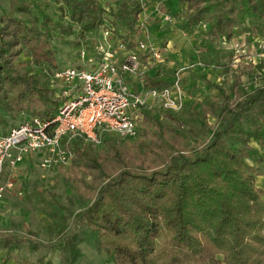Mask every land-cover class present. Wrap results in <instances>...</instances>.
<instances>
[{"label": "trees", "instance_id": "1", "mask_svg": "<svg viewBox=\"0 0 264 264\" xmlns=\"http://www.w3.org/2000/svg\"><path fill=\"white\" fill-rule=\"evenodd\" d=\"M60 1L58 19L34 0H10L1 15L0 110L11 118L51 119L58 112L56 90L32 72L61 70L52 42L61 29L70 32L61 18L81 33L114 29L118 40L137 50L144 11L138 0H125L116 11L100 0ZM179 2L188 29L206 27L210 43L201 63L225 67L226 54L231 63L232 52L218 42L244 34L264 41V0ZM242 75L227 87L210 85L218 94L199 105L186 101L179 113L168 110L158 118L145 109L132 145L115 135L104 138L102 151L75 143L63 176L76 190L78 209L62 207L73 226L58 231L61 264L76 263L84 242L114 264H264L263 167L247 163L256 153L253 143L264 146V80L248 90ZM139 84L162 90L171 83L145 75Z\"/></svg>", "mask_w": 264, "mask_h": 264}, {"label": "built area", "instance_id": "2", "mask_svg": "<svg viewBox=\"0 0 264 264\" xmlns=\"http://www.w3.org/2000/svg\"><path fill=\"white\" fill-rule=\"evenodd\" d=\"M140 53L155 61L161 56L150 39L138 41L134 51L115 37L114 29L105 28L94 68L68 67L55 73L57 83L51 87L60 100L55 116H33L0 134V200L17 188L15 179L6 177L8 168L14 173L29 156H39L43 169L68 167L76 142L100 145L108 135L136 139L148 99H161L172 112L182 110L187 98L181 81L184 68H179L173 82L162 90L143 87L137 93L131 87L127 76L138 77L143 83L145 65ZM197 65L202 63L191 66ZM17 191L21 196V189Z\"/></svg>", "mask_w": 264, "mask_h": 264}, {"label": "rangeland", "instance_id": "3", "mask_svg": "<svg viewBox=\"0 0 264 264\" xmlns=\"http://www.w3.org/2000/svg\"><path fill=\"white\" fill-rule=\"evenodd\" d=\"M34 1L38 5L39 9L54 19H58L61 13H63L60 8L62 6L60 0ZM100 1L105 5L106 9L108 8L116 11L118 6L125 0ZM138 1L144 9L146 6H149L148 0ZM156 1L159 11L164 13L167 9L166 3H168L169 0ZM178 2L179 0H174V5L172 6L173 11L178 10ZM9 9L10 0H0V18L3 13L9 12ZM142 13L139 18L143 17ZM61 21L67 25L70 32L65 33L61 29V36L57 39H52L59 69H65L73 66H79L86 69L94 68V61L99 57V47L103 40V28L101 27L94 34H90L88 32H84V34L81 33L80 27L71 23L67 17L63 19L61 18ZM190 41L193 45V49L197 51L199 56L202 53H205L207 45L210 43L205 31L197 36L194 35V37H191ZM222 43L223 42H218L219 48L225 49L226 52H232L231 54L233 59L231 63L228 60V55L226 54L225 61L227 64L225 67L221 66L212 68L216 70L214 74L212 73L209 76L212 80L209 81L202 78L200 82L202 83L204 81V83L212 85L219 78V81L215 83H219V85L227 87L233 83L232 81H234L236 74L242 73V85L248 90L256 88L257 85H261L264 80V41L258 38L255 40H249L247 35L244 34L229 42H224L223 45L225 47L221 45ZM160 55V58L156 61L154 59L148 60V70H150L152 65H154L157 61L163 60L161 53ZM200 61L201 59L196 60V62ZM192 62L196 63L195 61ZM193 63L184 66L182 73L190 72V74H193L195 72L191 70L196 68L199 69L198 72L200 76H203L200 71H206V67L209 64L204 65L202 62V65L193 67L191 66ZM229 64L230 66H228ZM209 66L212 67V65ZM145 70H143L144 72L142 74L144 76L146 75ZM57 71L59 70L44 66L43 69L40 67H34L32 73L36 74V78L42 81V83L48 82V84L51 83L54 85L57 83L54 78ZM182 73L181 81L183 79ZM212 92H215L214 89H212ZM146 112L151 116L164 118L168 113V110L165 108L161 99L153 100L150 98L148 99ZM174 113H179V111ZM145 118L146 113L142 118V122ZM24 120L25 119L22 116L15 119L11 118L4 111L0 110V134L7 133L12 127L18 125ZM140 123L141 121L139 122V125ZM136 140H127L126 143L132 145V143H135ZM104 145L105 144H100V146H97V150L102 151L105 148ZM39 161L40 157L33 155L30 157L31 164H26L22 166L21 169L16 171L19 173L21 187L25 196L13 202L12 206L17 210V213H6L7 216L5 215L3 217L7 220L6 224L0 225V227H4L5 231L16 233L17 229H21L22 224L27 222L28 227H25L27 226L25 225L22 228L24 234L21 235L29 238V235H34L42 241H46L47 238L54 240L53 243L49 244V246L53 245L52 248H54L49 261H51L52 264H61L59 251L62 248L64 241L60 238L58 231L67 227L66 232H68L73 226V218L69 217L68 213H66L62 207H69L75 211L78 209L76 190L71 183H66L65 177L63 176L72 164L68 167H52L49 169H43L40 167ZM48 226H50L49 231L47 230ZM38 243L39 245H43L41 242ZM80 249L82 253L84 252V254H82L80 259L75 264H114L108 260L106 254L98 252L88 242L82 243ZM42 251H44V249H40L39 255L42 254Z\"/></svg>", "mask_w": 264, "mask_h": 264}, {"label": "crops", "instance_id": "4", "mask_svg": "<svg viewBox=\"0 0 264 264\" xmlns=\"http://www.w3.org/2000/svg\"><path fill=\"white\" fill-rule=\"evenodd\" d=\"M155 1L156 0H148L149 6H146L142 13L143 17H140L138 22L136 40L150 39L162 54L163 60L157 61L154 65L151 63L152 67L150 70H148V60L150 58L146 55L145 58H142L146 69V75L149 77L159 75L161 80L172 83L174 80V73L177 69L183 68L193 63L192 61L196 62V60L199 59L200 56L197 51L193 49L190 40L194 35L197 36L198 34H202L203 31H206V27L197 26L194 29H188L184 25V9L181 2H178V4L176 3L178 5V10L173 11L172 6L174 5V0H169V2L166 3V11L162 13L156 5L157 1ZM168 17L170 18L169 20L167 19ZM223 44L224 42L221 45L224 46ZM206 68V71H200L203 76H200L198 72L199 69L196 68L191 70L195 72L193 74H190V72L182 73V83L187 95L186 101H192L194 105H199L208 95L218 94V92L216 93L217 89L215 87L211 88V86L204 83V81L202 83L200 82L202 78L211 81L212 79L209 76L216 72V70L212 69L214 68L213 66L207 65ZM126 79L134 90L141 89L139 84L141 80L138 77L127 76ZM217 81H219V78ZM215 82L213 84H219ZM212 89H214L215 92H212ZM209 121L210 123H214L215 120L211 118ZM253 146L256 149V153L247 160V163L263 167V173L258 177V185L264 188V161H261V158H264V146L258 142H254ZM30 157L32 156H29L23 163L19 164L17 170L21 169L22 166L26 164H31ZM16 171L13 173V171L8 168L6 177L15 179L17 188L21 189L22 195L20 196L17 194L18 191L16 188L15 190L9 191L5 198L0 200V225L6 224L7 220L3 218L6 213H17V210L12 206L13 202L25 196L21 187L19 173ZM25 225H27V222L23 223L21 229H17L16 233L5 231L4 227H0V264H52L49 259H51L54 248H52L53 245L49 246V244L53 243L54 240L47 238L46 241H42L34 235H29L30 238L24 237L21 234H24L22 228ZM25 227H28V225ZM49 228L50 226L47 227L48 231ZM38 242H41L43 245H39ZM40 249H44L41 255H39ZM59 252L60 258L62 259V250L60 249Z\"/></svg>", "mask_w": 264, "mask_h": 264}]
</instances>
